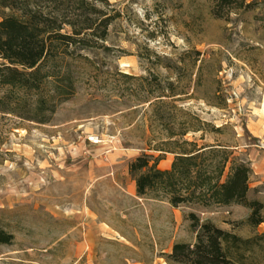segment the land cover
<instances>
[{"label":"rangeland","instance_id":"obj_1","mask_svg":"<svg viewBox=\"0 0 264 264\" xmlns=\"http://www.w3.org/2000/svg\"><path fill=\"white\" fill-rule=\"evenodd\" d=\"M108 1L119 15L106 40L48 64L75 85L49 121L0 110V230L13 235L0 264H164L174 243L195 240L190 212L256 231L240 204L139 196L129 163L149 154L169 169L175 154L157 146L202 120L185 138L234 149L264 202V0Z\"/></svg>","mask_w":264,"mask_h":264},{"label":"trees","instance_id":"obj_2","mask_svg":"<svg viewBox=\"0 0 264 264\" xmlns=\"http://www.w3.org/2000/svg\"><path fill=\"white\" fill-rule=\"evenodd\" d=\"M109 5L108 0H0V8L17 10L0 15V88L7 89L0 94V110L49 121L57 104L75 93V85L70 73L48 64L99 47L119 15L108 14ZM49 82L52 88L45 92ZM200 125L171 130L163 146H157L175 154L169 169L159 168L161 156L149 154L129 163L137 194L166 200L173 207L240 204L249 209L246 223L256 231L243 237L190 212L195 240L174 243L164 257L168 264H264V230L257 231L264 223V202L249 196L251 165L228 145H199L185 138L188 132L201 130ZM12 239V234L0 230V243Z\"/></svg>","mask_w":264,"mask_h":264},{"label":"built area","instance_id":"obj_3","mask_svg":"<svg viewBox=\"0 0 264 264\" xmlns=\"http://www.w3.org/2000/svg\"><path fill=\"white\" fill-rule=\"evenodd\" d=\"M90 141L97 144L100 142V139H97V136H92V137H90Z\"/></svg>","mask_w":264,"mask_h":264},{"label":"bare ground","instance_id":"obj_4","mask_svg":"<svg viewBox=\"0 0 264 264\" xmlns=\"http://www.w3.org/2000/svg\"><path fill=\"white\" fill-rule=\"evenodd\" d=\"M164 264H168V263H164Z\"/></svg>","mask_w":264,"mask_h":264}]
</instances>
